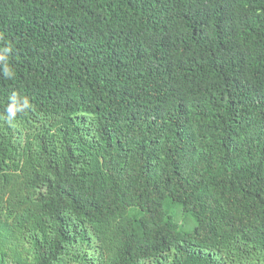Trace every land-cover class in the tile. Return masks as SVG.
Wrapping results in <instances>:
<instances>
[{
    "label": "trees",
    "instance_id": "16d2710c",
    "mask_svg": "<svg viewBox=\"0 0 264 264\" xmlns=\"http://www.w3.org/2000/svg\"><path fill=\"white\" fill-rule=\"evenodd\" d=\"M0 56V264H264V0H0Z\"/></svg>",
    "mask_w": 264,
    "mask_h": 264
},
{
    "label": "clouds",
    "instance_id": "9594fccd",
    "mask_svg": "<svg viewBox=\"0 0 264 264\" xmlns=\"http://www.w3.org/2000/svg\"><path fill=\"white\" fill-rule=\"evenodd\" d=\"M9 49L5 48L3 51L5 53L8 52ZM0 60H6L5 56H0ZM5 75H10L9 70L6 68L5 69ZM11 99V103L7 106L6 108V116H4L3 118L6 119L8 122H11L13 119H15L16 114L18 112H23L25 109H28L31 107V105L28 103L27 99H24L23 102H18L15 98V94L13 95V97L10 98Z\"/></svg>",
    "mask_w": 264,
    "mask_h": 264
},
{
    "label": "rangeland",
    "instance_id": "374dc122",
    "mask_svg": "<svg viewBox=\"0 0 264 264\" xmlns=\"http://www.w3.org/2000/svg\"><path fill=\"white\" fill-rule=\"evenodd\" d=\"M177 220L179 221L180 224L184 225L186 228H191L195 224L193 218H191L187 214H184L182 211L178 212Z\"/></svg>",
    "mask_w": 264,
    "mask_h": 264
}]
</instances>
